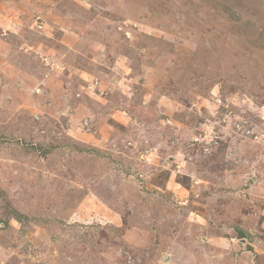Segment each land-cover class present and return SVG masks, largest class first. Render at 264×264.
<instances>
[{"label": "rangeland", "instance_id": "obj_1", "mask_svg": "<svg viewBox=\"0 0 264 264\" xmlns=\"http://www.w3.org/2000/svg\"><path fill=\"white\" fill-rule=\"evenodd\" d=\"M0 264H264V0H0Z\"/></svg>", "mask_w": 264, "mask_h": 264}]
</instances>
